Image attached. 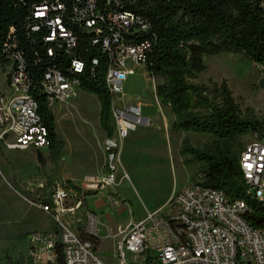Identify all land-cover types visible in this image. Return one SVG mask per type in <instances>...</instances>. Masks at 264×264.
<instances>
[{"label":"built area","instance_id":"obj_1","mask_svg":"<svg viewBox=\"0 0 264 264\" xmlns=\"http://www.w3.org/2000/svg\"><path fill=\"white\" fill-rule=\"evenodd\" d=\"M71 19L82 23L99 35L98 21L107 22L108 32L99 40L107 54L105 85L112 94H122L123 84L133 69L129 63L143 65L151 42L127 38L135 30H147L148 24L133 12L110 10L96 12L94 0H73ZM65 5L43 3L34 7L33 17L43 19L48 27L45 41H62L66 50L75 46L73 31L63 23ZM38 25L31 27L37 30ZM8 40L10 65L6 68L8 91L0 93V148L42 149L47 147L45 127L37 99L31 88L46 98L48 107L66 103L76 96L77 78L48 67L34 85L21 52L11 50L16 44ZM53 49H47L52 55ZM97 63L96 59L92 60ZM261 70V67L258 66ZM83 63L71 61L70 71L80 73ZM154 79V77H153ZM153 81V80H152ZM113 134L102 142L104 171L101 176L85 178L84 188H74L64 179L55 180L49 188L50 201L41 199L33 204L45 213L51 227L34 231L28 237L25 264H108L96 254V247L86 234L97 236L98 216L88 206L89 193L99 192L113 204L112 186L117 183L121 141L140 123L139 104L123 106L111 101ZM149 123V120L146 121ZM249 134V133H248ZM238 153V166L251 196L264 203V130L251 134ZM124 173L120 178H125ZM162 208L146 212L138 221L117 226L114 241V264H264V227H253L244 218L246 204L241 199L227 198L221 189L207 186L203 173L196 172L174 193ZM75 216L82 221L81 233L70 224Z\"/></svg>","mask_w":264,"mask_h":264},{"label":"trees","instance_id":"obj_2","mask_svg":"<svg viewBox=\"0 0 264 264\" xmlns=\"http://www.w3.org/2000/svg\"><path fill=\"white\" fill-rule=\"evenodd\" d=\"M96 12L126 10L139 15L148 24L147 30H135L127 35L131 41L147 39L151 46L143 66L147 74L161 81L155 85V95L161 105L173 115L170 129L207 135L202 146H192L181 140L179 154L189 155L184 161L199 164L196 172L203 173L207 186L221 189L227 198L241 199L246 204L244 218L253 227H264V203L248 192L238 166L242 148L240 137L264 130V118L258 119L251 110H240L225 79L208 78L198 81L205 69L203 58L220 53L241 54L264 71V0H94ZM65 5L63 23L76 38L75 46L66 50L62 41L48 42V27L43 19L33 17L34 7L43 3ZM73 0H0V68L10 65L5 43L11 40L25 58L33 84L50 66L78 79L80 90L96 96L99 104L98 122L105 137L113 134L111 118L112 94L105 85L107 54L99 40L108 32L107 22L98 21L97 35L82 23L71 19ZM37 24V30L31 27ZM52 55L47 54L48 48ZM83 63L80 73L70 71L71 61ZM97 63L93 64L92 60ZM39 104L42 121L47 128L48 159L54 167L48 181L56 174V163L65 141L55 131L54 115L46 98L31 88ZM39 165L44 164L36 151ZM195 172V173H196ZM74 188L78 186L73 184ZM49 189L35 200L49 202ZM33 201V200H32ZM96 247L99 238L86 234ZM4 264H25L21 254L4 256Z\"/></svg>","mask_w":264,"mask_h":264},{"label":"rangeland","instance_id":"obj_3","mask_svg":"<svg viewBox=\"0 0 264 264\" xmlns=\"http://www.w3.org/2000/svg\"><path fill=\"white\" fill-rule=\"evenodd\" d=\"M203 61L205 69L199 74L198 81L212 78L220 82L225 79L240 110H251L258 119L264 118V71L241 54L208 55ZM154 80L156 84L159 82L157 78ZM124 83L122 94L117 93L113 98L115 104L123 103L124 98H131L142 88H145L148 97L151 96L150 79L146 78L141 69H133ZM6 89V75L0 68V90ZM77 92L69 100L71 104L68 101L55 103L51 107L55 131L65 141L59 162L57 160L56 163V167L59 164V174L54 176V180L69 179L79 188H84L83 176L86 171L94 169L101 160L98 145L101 143L102 132L98 122L97 98L87 92ZM157 107L153 104L148 112L152 113ZM171 136L172 142L167 144L161 131L138 125L135 131H130L122 139L117 183L112 186L114 191L111 192L118 203H111L99 192L87 195L88 205L95 208L99 221L97 235L100 243L95 251L104 262H116L113 240L106 236L108 230L113 232L117 226H124L128 220H140L146 211H152L162 204L163 211H167L164 206L166 202L198 169L199 164L184 161L189 155L179 154L181 141L175 146L177 143L174 140L181 136V140L187 139L192 146H202L208 140L207 135L187 131L172 133ZM252 139L251 134H245L239 140L243 144ZM7 151L6 157L15 164L18 184L14 183L13 175L9 176L13 167L4 158H0V264H4L5 254L12 258L21 254L25 256L29 246V234L47 230L50 226L45 213L33 204L36 197L47 191L44 179H40L36 173L34 151ZM41 151L48 154L49 149L44 147ZM53 167V163L48 160L43 172L47 168L52 170ZM124 173L127 177L120 178ZM5 180L12 186L9 187ZM76 218L78 216H71L70 224L81 233L83 222H78Z\"/></svg>","mask_w":264,"mask_h":264},{"label":"crops","instance_id":"obj_4","mask_svg":"<svg viewBox=\"0 0 264 264\" xmlns=\"http://www.w3.org/2000/svg\"><path fill=\"white\" fill-rule=\"evenodd\" d=\"M128 67L132 68V69H135V68H138V69H141V71H143V74L146 76V78H149L150 79V82H151V87H150V97L147 96V92L145 91V88L141 89L138 91V93H136L135 95L131 96V98H124V101L123 103L121 104H118L119 106H123L127 103H131V104H139L140 106V123L139 125H142V126H145V127H153L159 131L162 132V134H164V136L166 137V142L167 144L168 143H171L172 142V133H181V132H175V131H172L170 129V125L173 121V115L171 114L169 108L165 105H161L158 98L156 97L155 95V80L153 79V77L149 76L144 68L143 65L139 64V65H134L132 63H129L128 64ZM6 72V71H5ZM132 74V73H131ZM130 74H128L129 76ZM127 76V77H128ZM127 80V78H126ZM125 80V82H126ZM153 80V81H152ZM159 82L161 81L160 79H158ZM125 84V83H124ZM124 84H123V88H124ZM78 91H82V90H78ZM7 92V89L4 90V91H1L0 90V93H6ZM84 92V91H82ZM78 94V92H77ZM95 96V95H94ZM96 97V96H95ZM68 104H71V102L69 101ZM153 104H156L158 107H157V110L154 109V111L152 113H149L148 110H151V107ZM143 110H145L146 113L143 114ZM157 111V112H156ZM149 120V123L147 124L146 121ZM137 128V127H136ZM101 129V128H100ZM136 130V129H135ZM133 130V131H135ZM131 131V132H133ZM102 132V139L100 140L101 143H99V148H100V151H101V160L99 162V164L94 168V169H89L86 171L85 175L83 176V178H89V177H98V176H101L103 174V171H104V167H103V164H104V151H103V148H102V142H103V139L105 138V134L104 132L101 130ZM180 141H181V136H178V139L174 140L175 142V146L179 145L180 144ZM122 143V141H121ZM121 147H122V144H121ZM176 148V147H175ZM43 149V148H42ZM42 149H33L31 148L32 151H34V155L36 154V151H40L42 153ZM7 150H12V149H6V148H0V158H4V160L6 162L9 163V165L11 167H13V172H10L9 171V176L13 175L12 179L14 181L15 184H18L17 183V178H16V175H15V164L12 162V161H9L8 158L6 157V153L8 152ZM28 150V149H27ZM62 153V152H61ZM121 154V153H120ZM61 155V154H60ZM42 156L44 158V164L43 165H39L37 159H36V155H35V161H36V169H37V175L38 177L40 176V179H44V186L47 188V190L52 186L53 182L55 181L54 180V176L56 174H59V164H58V170L56 172V174H54L52 177H51V180L48 181V176L51 174L52 170L50 168H47L45 169L46 172L44 173L43 170H44V166L45 164L47 163V161L49 160L48 159V154H43L42 153ZM60 158V156H59ZM58 162H59V159H58ZM102 167H103V170H102ZM51 170V171H50ZM1 174V172H0ZM2 175V174H1ZM29 180H32L31 178ZM58 180V179H57ZM5 183H7V185L9 187L12 186V184L9 182V181H6L5 180ZM73 184H75L74 182H72ZM76 185V184H75ZM77 186V185H76ZM184 186V185H183ZM182 186V187H183ZM79 187V186H78ZM181 187V188H182ZM40 197V196H39ZM37 198V197H36ZM36 201V200H35ZM89 207L92 205L89 204L88 205ZM163 204L157 208H155L154 210H158L160 208H162ZM90 207V208H91ZM94 208V207H93ZM92 209V208H91ZM95 209V208H94ZM94 209H92L94 211ZM152 210V211H154ZM95 212V211H94ZM146 212H150V211H146ZM96 213V212H95ZM98 216V215H97ZM131 221H138V220H128L127 223L131 222ZM126 223V224H127ZM49 228L51 227V224L49 222ZM115 231H111V230H108V232L106 233V236L110 237L112 240H113V244H114V241H115V238L112 236V233H114ZM98 236V235H97ZM99 238V237H98ZM99 243H100V238H99ZM98 243V245H99ZM97 245V246H98ZM96 246V248H97Z\"/></svg>","mask_w":264,"mask_h":264}]
</instances>
